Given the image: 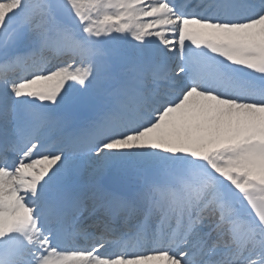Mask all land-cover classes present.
<instances>
[{"label":"snow or ice","instance_id":"1","mask_svg":"<svg viewBox=\"0 0 264 264\" xmlns=\"http://www.w3.org/2000/svg\"><path fill=\"white\" fill-rule=\"evenodd\" d=\"M0 264H264V0H0Z\"/></svg>","mask_w":264,"mask_h":264}]
</instances>
